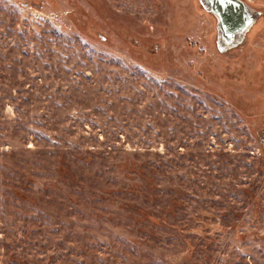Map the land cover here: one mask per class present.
Segmentation results:
<instances>
[{
  "label": "rangeland",
  "instance_id": "rangeland-1",
  "mask_svg": "<svg viewBox=\"0 0 264 264\" xmlns=\"http://www.w3.org/2000/svg\"><path fill=\"white\" fill-rule=\"evenodd\" d=\"M232 51L199 0H0V264H264V0Z\"/></svg>",
  "mask_w": 264,
  "mask_h": 264
},
{
  "label": "water",
  "instance_id": "water-1",
  "mask_svg": "<svg viewBox=\"0 0 264 264\" xmlns=\"http://www.w3.org/2000/svg\"><path fill=\"white\" fill-rule=\"evenodd\" d=\"M199 2L204 10L216 20L217 45L222 50L230 38L232 25L242 23L249 30L259 16L257 11L248 7L241 0H199Z\"/></svg>",
  "mask_w": 264,
  "mask_h": 264
},
{
  "label": "flooded vegetation",
  "instance_id": "flooded-vegetation-1",
  "mask_svg": "<svg viewBox=\"0 0 264 264\" xmlns=\"http://www.w3.org/2000/svg\"><path fill=\"white\" fill-rule=\"evenodd\" d=\"M212 16V15H211ZM216 22V20H215ZM246 26H244L242 23H236L234 25H232V29L230 32V38L226 41V44H224V50L220 49V47H218L217 45V49L220 53L222 54H226L230 51H232V49L238 47L244 40L245 35L247 34V32L249 30H247L245 28ZM217 32V30H216ZM217 37H218V32H217Z\"/></svg>",
  "mask_w": 264,
  "mask_h": 264
}]
</instances>
